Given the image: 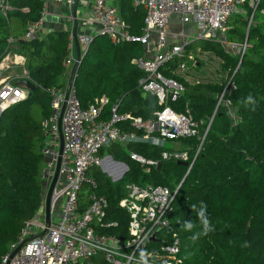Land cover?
<instances>
[{"label": "trees", "instance_id": "trees-1", "mask_svg": "<svg viewBox=\"0 0 264 264\" xmlns=\"http://www.w3.org/2000/svg\"><path fill=\"white\" fill-rule=\"evenodd\" d=\"M133 3L134 0H117L129 34L140 38L144 35L146 14ZM11 4L9 20L0 14V65L10 54L23 57L27 76L37 89L7 108L0 118V263L41 209L42 122L52 112V91L65 87L70 78V71L64 65L69 54V31H52L42 38L39 35L31 40L23 39L29 24L43 18L45 0H11ZM228 26L229 43L237 46L248 43L242 56L230 55L216 41L193 40L186 47L185 57L176 58L171 70H164L166 77H174L184 86L178 100L170 105L177 113L190 115L200 123V136L178 141L180 150H190L191 162L213 118L190 173L187 175L185 166L161 160L164 151L177 146L173 142L162 146L135 142L126 147L112 145L102 149V157L108 151L128 166L129 171L121 182L114 183L99 167L90 170V176L97 182L94 191L108 200L106 216L97 230L124 240L131 238L129 215L120 207L126 197V183L164 186L173 192L181 185L170 217L173 233L180 240L179 264H264V0L247 8V15L239 13L231 18ZM10 38L17 40L16 46H9ZM197 42L203 44L201 53L214 54L222 60L219 81L190 82L173 73L189 56H198L194 48ZM145 50L138 42L116 44L106 35L92 36L74 84L82 107L88 108L96 100L106 98L101 120L111 121L112 109L117 105L120 116L157 122V113L163 107L156 96L142 89L140 80L144 73L133 64L135 59L145 56ZM199 61L190 62V68L200 70V66H205ZM231 79L236 90L225 97L237 110L235 124L224 107L216 111ZM249 94L256 100L255 110L247 102ZM35 108H39V113ZM118 126L127 132L138 131L131 119ZM131 152L158 160L161 167H153L148 175L142 165L131 159ZM81 200L87 202L84 192ZM204 205L212 231L193 241L194 234L204 231L198 215ZM186 222L194 225L192 230L185 229ZM78 264L109 263L103 256H96Z\"/></svg>", "mask_w": 264, "mask_h": 264}, {"label": "built area", "instance_id": "built-area-1", "mask_svg": "<svg viewBox=\"0 0 264 264\" xmlns=\"http://www.w3.org/2000/svg\"><path fill=\"white\" fill-rule=\"evenodd\" d=\"M76 0H45L44 14L49 4L65 6L73 13ZM81 2V1H80ZM258 0H134V6L140 7L146 14L144 35L131 36L120 17L117 0H87V14L98 27V33L106 35L113 43L125 41L141 43L145 49L143 58L135 59L143 73L140 86L158 99L163 109L157 113L158 121L144 122L131 115L120 116L117 105L112 109L111 121L100 119L106 98L96 100L88 108H83L74 86L69 84L55 89L51 94V114L42 122L44 139L41 154L44 157L42 183L44 199L36 218L29 222L21 232L9 252L3 256L0 264H78L103 256L109 264H142L140 253L148 254V264H179L180 240L171 228L172 206L179 188L173 192L169 187L152 184L128 183L125 186L126 197L120 207L129 215V240L106 235L97 230L106 216L108 200L96 194L97 182L90 176L94 167L102 168L114 182H121L129 168L113 155L104 158L101 150L112 146H128L130 143L143 142L162 146L173 142L170 151H164L161 160L187 163L188 173L201 153L203 142L210 125L202 136V143L196 150L191 162L190 150H180L178 141L183 138L200 136V123L190 115L177 113L170 103H175L184 86L174 77H166L164 70H171L176 58H184L187 45L193 40L229 43L227 33L231 18L240 13V7L249 4L254 7ZM80 5V3H79ZM13 10L11 0H0V14L9 20ZM79 10V7H78ZM77 10V11H78ZM27 12L26 9L23 10ZM72 16V15H71ZM73 26L69 30L68 58L64 65L72 70L76 62V47L73 38ZM173 20L182 27L181 32H172L169 26ZM252 22V21H251ZM43 18L30 23L23 39L31 40L40 35ZM192 32V33H189ZM82 55L91 42V36L79 34ZM17 40L10 38V47ZM228 47H235L229 44ZM243 54L248 43L241 46ZM18 56V55H17ZM149 56V58H148ZM11 54L4 60H8ZM192 56L173 69V73L190 75ZM0 68V118L12 105L26 99L28 92L16 86L14 79L3 76ZM28 78V76H27ZM236 90L232 79L218 100L216 111L224 107L234 124L238 121L237 110L227 98ZM131 119L138 131H124L119 123ZM131 159L144 167L150 174L153 167L159 168L160 161L150 160L131 152ZM60 166V167H59ZM59 175L51 200V223H46V200L50 186ZM86 187V188H85ZM84 192L85 204L81 200Z\"/></svg>", "mask_w": 264, "mask_h": 264}, {"label": "rangeland", "instance_id": "rangeland-1", "mask_svg": "<svg viewBox=\"0 0 264 264\" xmlns=\"http://www.w3.org/2000/svg\"><path fill=\"white\" fill-rule=\"evenodd\" d=\"M250 5L248 7H240V14L243 13V15H247V8H249ZM79 15H82V10H79ZM57 29H59V26L57 27ZM169 30L172 32H181L182 31V27L178 25L176 20H173L169 26ZM192 33V32H189ZM230 43H224L223 48L224 50L229 53L230 55L239 57L243 55V49L241 46H237L235 45V47H228ZM202 42H197L194 45V48L196 50H198L197 52V57L192 56L194 58V60H200L199 62H202L205 64V66H200V70L198 69H191L189 66V71H191V74H185L183 77H185L186 80L190 81V82H198V81H219L222 77H221V70H222V60L219 59L218 57H216L214 54H203L201 53L199 50H201L202 47ZM152 47V46H151ZM150 45L147 46L146 49L151 48ZM14 57V55H11V57ZM149 58V56H148ZM13 61V60H12ZM12 61L6 60L4 62H2V64H5V66H2V64L0 65L1 70L3 71V74L5 77H9L11 79L17 80L16 78H19L20 76H22V74L24 73V68L21 66L16 67L15 64H13ZM18 65V64H16ZM225 75V74H224ZM181 76V75H180ZM27 92V91H26ZM36 113H39V108H35L34 110ZM169 146H171V144H169ZM110 155V153L108 151L105 152L104 154V158L108 157ZM103 173H105L103 171L102 168H99ZM107 174V173H105ZM108 175V174H107ZM109 176V175H108ZM128 183H126L125 185L127 186Z\"/></svg>", "mask_w": 264, "mask_h": 264}, {"label": "crops", "instance_id": "crops-1", "mask_svg": "<svg viewBox=\"0 0 264 264\" xmlns=\"http://www.w3.org/2000/svg\"><path fill=\"white\" fill-rule=\"evenodd\" d=\"M86 1L87 0H81L80 2L79 10L80 9L82 10L81 16L79 15V10L77 11V16L78 18H80L78 34L88 35L92 37L98 33V27L95 24V22L92 21L90 16L87 14L88 7L86 5ZM71 15H72V12L69 11V9L68 10L65 9V6L60 7L55 4H49L47 7L46 13L43 15V27L41 28V31H40V37L42 38L46 34L52 31H62V30L69 31L73 26L72 22H70L68 18ZM58 26H59V29H57ZM9 61H12L16 67L22 66L24 68L25 59L23 57L14 55V57L12 56L9 58ZM2 66H5V64H2ZM24 73L25 74H22V76L16 79L17 80L26 79L27 72L25 68H24ZM70 74H71V70H70Z\"/></svg>", "mask_w": 264, "mask_h": 264}, {"label": "water", "instance_id": "water-1", "mask_svg": "<svg viewBox=\"0 0 264 264\" xmlns=\"http://www.w3.org/2000/svg\"><path fill=\"white\" fill-rule=\"evenodd\" d=\"M81 0H76L75 1V5L73 7V13L71 18L74 21V28H73V38H74V43H75V47H76V53H77V57H76V62L71 70V74H70V78H69V84L71 86H74L75 84V80H76V76L78 74V71L80 69V66L82 64V61L84 59V55H82V48H81V44L79 41V34H78V28H79V22H80V18H78L77 16V10L79 7V3ZM201 40V39H199ZM15 85L22 87L23 89H25L28 93L31 91H35L37 89V86L29 79H19L17 81H15ZM182 166L187 167V163H179ZM60 167V166H59ZM59 167L56 173V177L54 178L50 189L48 191L47 194V200H46V223L47 225H49L51 223V200H52V195L57 183V179H58V175H59ZM161 167V166H160Z\"/></svg>", "mask_w": 264, "mask_h": 264}, {"label": "clouds", "instance_id": "clouds-1", "mask_svg": "<svg viewBox=\"0 0 264 264\" xmlns=\"http://www.w3.org/2000/svg\"><path fill=\"white\" fill-rule=\"evenodd\" d=\"M246 99H247L248 103L253 104V109L252 110H255L256 100L254 99V97L251 94H249ZM193 207H195V205ZM198 215H199L200 220H201V222L203 224L204 231H203V233L197 232L196 234H194L191 237V239L193 241L197 240L200 235H202V234L203 235H207L208 232L212 231V228L210 226V222H209V220H208V218L206 216V205H204L203 209L198 213ZM184 227H185L186 230L190 231V230L193 229L194 225L192 223H190V222H186ZM140 260L142 261V264H148V254L146 252H144V251H141Z\"/></svg>", "mask_w": 264, "mask_h": 264}]
</instances>
